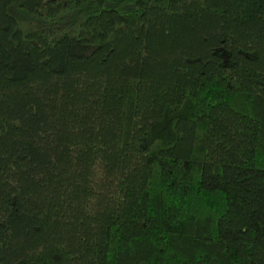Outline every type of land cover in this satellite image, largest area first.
<instances>
[{
  "label": "trees",
  "instance_id": "trees-1",
  "mask_svg": "<svg viewBox=\"0 0 264 264\" xmlns=\"http://www.w3.org/2000/svg\"><path fill=\"white\" fill-rule=\"evenodd\" d=\"M0 264H264V0H0Z\"/></svg>",
  "mask_w": 264,
  "mask_h": 264
}]
</instances>
